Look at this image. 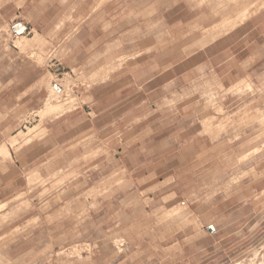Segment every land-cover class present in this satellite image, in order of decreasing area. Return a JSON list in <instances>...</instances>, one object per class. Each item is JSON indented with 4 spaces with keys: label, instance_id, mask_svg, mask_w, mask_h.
I'll return each instance as SVG.
<instances>
[{
    "label": "rangeland",
    "instance_id": "obj_1",
    "mask_svg": "<svg viewBox=\"0 0 264 264\" xmlns=\"http://www.w3.org/2000/svg\"><path fill=\"white\" fill-rule=\"evenodd\" d=\"M0 264H264V0H0Z\"/></svg>",
    "mask_w": 264,
    "mask_h": 264
},
{
    "label": "built area",
    "instance_id": "obj_2",
    "mask_svg": "<svg viewBox=\"0 0 264 264\" xmlns=\"http://www.w3.org/2000/svg\"><path fill=\"white\" fill-rule=\"evenodd\" d=\"M29 31V27L23 23V22H16L14 24H12L10 27H9V35L11 37V39L13 40H16V39H19L23 36H25ZM52 91L54 94H60L62 93V87L59 85V84H54L52 86ZM208 231L210 232H213V228L210 227L207 229Z\"/></svg>",
    "mask_w": 264,
    "mask_h": 264
}]
</instances>
